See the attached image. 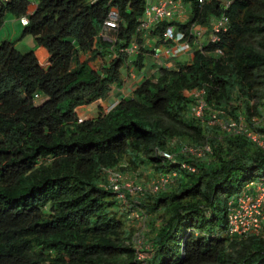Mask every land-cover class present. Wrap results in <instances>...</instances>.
Instances as JSON below:
<instances>
[{"label":"trees","instance_id":"trees-1","mask_svg":"<svg viewBox=\"0 0 264 264\" xmlns=\"http://www.w3.org/2000/svg\"><path fill=\"white\" fill-rule=\"evenodd\" d=\"M180 1L189 6L183 22L145 29L148 0H0V30L7 15L27 16L22 38L33 36L49 53L44 67L35 50L0 40V264H264V223L236 238L227 214L232 196L264 181V144L209 124L210 113L204 122L189 115L190 92L203 89L217 118H242L264 141V0H229L227 9L221 0ZM112 9L118 27L105 39ZM223 14L229 23L218 41H195L193 25L209 33ZM171 26L191 42L190 62L159 67L105 113L78 116V106L121 87L132 67L143 70L145 40L170 45ZM133 42L139 54L122 51ZM184 144L211 152L193 155ZM118 168L178 177L120 200L106 177ZM134 212L148 217L141 228ZM136 234L150 248L139 250L145 259Z\"/></svg>","mask_w":264,"mask_h":264},{"label":"built area","instance_id":"built-area-1","mask_svg":"<svg viewBox=\"0 0 264 264\" xmlns=\"http://www.w3.org/2000/svg\"><path fill=\"white\" fill-rule=\"evenodd\" d=\"M95 1V0H89ZM199 5H203L207 0H197ZM179 3H182L180 0H148L144 20L141 27L147 29L161 20H176V8ZM229 0H221V6L228 8L230 6ZM22 25H27L29 23V18L27 16H22L20 18ZM229 18L227 15L223 14L221 17L216 18L212 27L209 29V40L210 42H216L219 40V33L225 31L228 27ZM118 27V14L116 9H112L107 20L105 21L104 30L102 36L105 39H110L109 31L115 30ZM207 28L198 27L193 25L190 28V34L195 35V41L199 42L200 38L206 33ZM165 40L170 41V45H165L164 52L173 57L178 56L181 53H186L191 49V42L186 38L184 32L176 29L174 26L168 28L165 33ZM141 50L140 44L133 42L128 48L122 50L129 55L139 54ZM219 54L222 52L219 51ZM159 54H156L158 59ZM190 95L194 98V102L190 105L189 115L205 121L204 117L209 114L210 121L209 124H216L219 120L217 118V111H211L207 104L205 98V91L194 90L190 92ZM40 97V95H36ZM231 120V122H230ZM228 124V130L232 132H247L254 141L259 145H263L264 141L260 139L257 134L248 132L244 120L241 118V121L238 123L233 118L230 119ZM223 121V120H222ZM218 124V123H217ZM183 152H188L193 155L203 156L206 152H211V147L209 145L202 146H187L183 145ZM164 156L168 159L174 158L171 154L164 153ZM182 168L190 171H194V168L189 164L183 162ZM106 177L108 180L109 187L116 194L120 200H125V194L129 191L123 190L121 186V175L115 170H106ZM178 177V172L173 171L166 175H162L157 178L153 183L151 191L158 192L160 190L166 189L169 185L175 183L176 178ZM136 191H139L142 195V189L136 188ZM130 193V192H129ZM131 194V193H130ZM227 214H228V234L236 238H243L253 233H258L261 231L264 223V181H253L249 183L245 189L238 195L232 196L227 202ZM138 215V214H137ZM141 239V238H140Z\"/></svg>","mask_w":264,"mask_h":264},{"label":"rangeland","instance_id":"rangeland-1","mask_svg":"<svg viewBox=\"0 0 264 264\" xmlns=\"http://www.w3.org/2000/svg\"><path fill=\"white\" fill-rule=\"evenodd\" d=\"M24 26L20 24V19L15 18L12 15H7L6 17V22L3 28L0 30V40L3 39H9L13 40L15 43V48L20 51V52H27L29 50H36L38 48L35 38L31 35L25 36L22 38V32H23ZM201 42L202 43H207L209 40L208 34H204L201 37ZM86 56L83 55L81 59H85ZM41 64L46 67L47 66V60L43 61V59L39 56ZM176 61L181 64H186L190 61V56L187 53H181L177 56ZM94 64L99 68L102 64V61L100 59H96L94 61ZM135 72L134 74H128L126 84H129L135 77ZM117 99L114 96V93L111 94V99L114 100V98ZM40 99L37 100V103L39 102ZM86 106H83L79 108V106L76 108L77 112L79 115H81V118H84L86 116H89V118L97 116L100 112H107L112 106L110 105V102H105V101H94L90 104H85ZM84 110V111H83ZM86 112V114L84 113ZM232 119V117H227L225 121L219 120L216 124L219 125L222 129L228 130V124L227 122ZM231 122V120H230ZM213 124V125H216ZM117 173H119L121 177V186L123 187V190L129 191V189L132 190L129 191L131 193V196H133V199H136V197H141V194L138 193L139 191H136V188H141L142 189V195L146 194L149 190H151L153 183L157 180L156 177H153L152 174H149L147 172L145 174V171L143 169L139 170V173L135 172L134 170H121L117 169L115 170ZM128 208V207H127ZM138 213L134 212L132 213V217L136 218V222L133 225L134 228H141L144 223H145V218L148 217H141L137 215ZM221 215V212H220ZM159 222V221H158ZM137 223V224H136ZM132 223L130 222V226ZM138 234L134 236V246L138 249L137 251V257L138 259H145L149 257V253H141L139 250H150V248L147 246L142 245V241L140 239Z\"/></svg>","mask_w":264,"mask_h":264},{"label":"crops","instance_id":"crops-1","mask_svg":"<svg viewBox=\"0 0 264 264\" xmlns=\"http://www.w3.org/2000/svg\"><path fill=\"white\" fill-rule=\"evenodd\" d=\"M152 1H154V0H152ZM175 12H176V20L183 22L189 14V6L184 4V3H179L177 5ZM206 34H208V36H209V33H207V31H206ZM200 42H201V40H200ZM144 46L149 52L147 53L146 66L143 68V70L139 71L135 67H132L130 74L131 73L134 74V72H135L136 78L132 77L133 80L129 84H126V82H128V81H126L127 74H125L123 77V83H122L121 87L114 86L109 97L106 100L100 99L97 101H102V102L103 101H105V102L109 101L110 105L111 104L114 105L120 98L125 97V96H129L131 94L132 90L136 86H138L145 78L156 73L157 70L159 69V67L166 66V67H170L173 69H177L180 66L181 63H178V61H176L177 56L173 57L172 55L166 54L164 52L165 46L162 44L157 45L156 39L148 38L147 40H145ZM35 51H36L38 58L40 56L43 59V61H45V60L48 61L49 53L44 47L39 46ZM157 53L159 54L158 59L156 58ZM186 53L190 56V59H191L192 53H193V48L191 47V49H189ZM113 93L117 99H115L114 97H113L114 100L111 99V94H113ZM83 106H86V105H81V106H79V108H81ZM84 113L86 114V112H84ZM78 116L81 118V115H79V113H78ZM82 119H89V116H86Z\"/></svg>","mask_w":264,"mask_h":264},{"label":"clouds","instance_id":"clouds-1","mask_svg":"<svg viewBox=\"0 0 264 264\" xmlns=\"http://www.w3.org/2000/svg\"><path fill=\"white\" fill-rule=\"evenodd\" d=\"M200 39H201V38H200ZM199 42H200V41H199ZM36 98H37V97H36ZM38 99H41V97H38L37 100H38ZM39 101H40V100H39Z\"/></svg>","mask_w":264,"mask_h":264}]
</instances>
